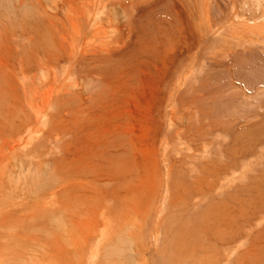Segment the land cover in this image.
Instances as JSON below:
<instances>
[{"label":"rangeland","instance_id":"rangeland-1","mask_svg":"<svg viewBox=\"0 0 264 264\" xmlns=\"http://www.w3.org/2000/svg\"><path fill=\"white\" fill-rule=\"evenodd\" d=\"M71 226L72 264H264V0H0V264Z\"/></svg>","mask_w":264,"mask_h":264},{"label":"bare ground","instance_id":"bare-ground-1","mask_svg":"<svg viewBox=\"0 0 264 264\" xmlns=\"http://www.w3.org/2000/svg\"><path fill=\"white\" fill-rule=\"evenodd\" d=\"M97 150V149H96ZM81 158V157H80ZM21 167V166H20ZM93 173V171H92ZM79 175V174H78ZM83 175V173H81L79 175V177H81ZM85 175V174H84ZM99 177V176H98ZM97 178V177H96ZM82 179V178H81ZM84 184V183H83ZM81 184L82 187H86V185L84 184ZM80 185V186H81ZM79 186V188H80ZM81 189V188H80ZM83 189V188H82ZM88 189V188H87ZM83 192V191H82ZM85 192V191H84ZM87 192V191H86ZM83 194V193H82ZM86 204V203H85ZM89 206V205H88ZM90 207V206H89ZM106 209V208H105ZM111 209V208H110ZM94 214V213H93ZM11 219V218H10ZM5 220V219H4ZM73 223V222H72ZM70 227V226H68ZM67 227V228H68ZM72 228L73 226H71L70 229H67V230H64V234L63 237H64V240L66 241L65 244L63 243V239L62 241L59 239H55L56 241H47V242H44L43 241V245L41 246L42 247V250H45L47 253H45V256L43 258V255H44V252L42 254V258H39V256L37 258H39V262L38 263H35V264H72V261L67 258V253L69 251H73V250H69V248H67L68 246L71 247V246H74V254L75 255H79L80 252L82 251V249H84V246H85V242H86V238L83 237V239L79 236V234H76L74 231L72 232ZM87 229V228H86ZM108 228L105 227V230L104 232H102V237L101 239L99 240V244H98V249H97V252L100 250V247L101 245L103 244L104 240H106V238L109 237L112 238L111 236V232L112 231H109L107 230ZM18 235V234H17ZM19 236V235H18ZM82 236V235H81ZM55 237H59V234H57V236ZM42 241V240H41ZM108 241V240H107ZM111 241V240H110ZM40 242V241H38ZM29 244V242H28ZM31 245V244H30ZM104 245V244H103ZM7 247V246H6ZM5 247V248H6ZM30 249V248H29ZM32 249V248H31ZM31 249H30V252L28 250V253L26 254H23L22 251H20V249L18 250V255H17V258L20 260L22 258H24L23 256H29V253H31ZM97 252H96V255H97ZM38 253H40V251H38ZM32 258H35L33 260H36V256L35 255V252L32 253ZM5 256V255H4ZM14 256V255H13ZM81 256V255H80ZM41 257V256H40ZM7 258V257H6ZM16 258V257H15ZM80 258V257H78ZM5 259V258H4ZM14 259V258H13ZM74 259V258H73ZM74 264V263H73ZM146 264V263H144Z\"/></svg>","mask_w":264,"mask_h":264}]
</instances>
